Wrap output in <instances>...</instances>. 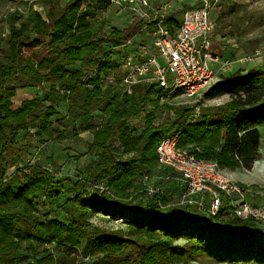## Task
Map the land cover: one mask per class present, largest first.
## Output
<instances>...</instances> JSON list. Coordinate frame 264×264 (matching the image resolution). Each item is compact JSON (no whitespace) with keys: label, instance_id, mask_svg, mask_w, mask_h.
I'll list each match as a JSON object with an SVG mask.
<instances>
[{"label":"trees","instance_id":"trees-1","mask_svg":"<svg viewBox=\"0 0 264 264\" xmlns=\"http://www.w3.org/2000/svg\"><path fill=\"white\" fill-rule=\"evenodd\" d=\"M110 4L111 0H45L46 17L34 3L26 13L17 6L6 16L9 33L6 45L0 46V264H89L91 258L92 264H127L131 247L136 249L135 264H197L193 258L200 254L222 262L264 264L262 221L240 218L227 200L215 218L206 219L199 208L172 202L154 182L156 177L169 183L181 179L173 167L159 164L157 154L162 133L180 127V147H199V156L230 170L254 166L264 124V71H237L213 83L206 97L229 93L231 98L221 105H201L198 117L192 105L161 103L152 84L137 83L131 93L102 90L97 84L101 73L120 65L111 49L128 35L117 27L99 32L108 22L104 11ZM170 20L171 25L179 23L177 17ZM80 61L96 66L94 77L83 80L87 72L73 67ZM45 82H50V89L42 97L14 101L18 88ZM63 101L78 117L81 130L92 131L87 152L98 160L77 179L57 176L39 162L16 166L8 175L22 132L39 143L66 138L64 132L56 134L59 120L54 118ZM99 103L100 122L93 113ZM150 104L171 111L173 117L156 123L153 111L143 116ZM141 116L139 129L133 119ZM145 172L157 175L152 184L161 191L151 194L145 189ZM88 181L106 188L93 194ZM67 183L74 201L71 218H40L41 201L61 198ZM96 211L125 226L96 233Z\"/></svg>","mask_w":264,"mask_h":264},{"label":"built area","instance_id":"built-area-1","mask_svg":"<svg viewBox=\"0 0 264 264\" xmlns=\"http://www.w3.org/2000/svg\"><path fill=\"white\" fill-rule=\"evenodd\" d=\"M185 1L111 0L110 6L125 9L131 14L132 23L138 24L133 34L112 47L116 53L112 56L120 65L101 73L97 84L102 90L112 88L131 93L135 84L147 83L153 85L161 103H170L180 96L198 100L217 74L230 66L232 62L216 54L213 46L216 21L212 13L220 0L186 3L179 23L171 25L170 18L177 17L175 3ZM95 74L96 66L87 71L83 80ZM194 114L200 115L199 107H195ZM182 132L180 127L162 133L157 146L159 163L173 167L183 180L178 203L193 205L206 213V219H212L227 200L232 212L240 218L264 223V184L245 185L217 161L199 156V147H180ZM153 177L146 172L141 177L151 194L161 191L152 184ZM105 188L102 184L101 190Z\"/></svg>","mask_w":264,"mask_h":264},{"label":"rangeland","instance_id":"rangeland-1","mask_svg":"<svg viewBox=\"0 0 264 264\" xmlns=\"http://www.w3.org/2000/svg\"><path fill=\"white\" fill-rule=\"evenodd\" d=\"M31 3L37 4V7L41 9V5H45V0H0L1 47L6 45L9 33V23L6 19L8 11L18 6L26 12ZM61 4H64V0H62ZM183 7L184 3H178L175 8L174 14L179 19L182 17ZM213 12L212 15L216 19L214 29L215 34L219 35L221 38V40L218 41L220 46H218L217 51L222 54L224 59L232 62L225 71L219 75L217 74L213 83L228 78L237 71L245 72L251 69L264 71V0H220ZM104 13H106L104 15L108 22L101 30L99 29L100 33H109L114 27L125 29L128 35L134 33L135 25H133V23L132 25H127L130 19L128 15L129 13L125 9L119 10L117 6L111 5L104 11ZM98 28L99 24H96L95 29L98 30ZM106 49L107 46L103 45V50ZM99 53H101V50L92 52L90 56L94 57ZM112 53L116 55L115 52ZM1 59H3V55L0 52V60ZM73 67L82 68L87 72L91 68V64L80 62ZM205 90H202L200 95H198V100L186 98V96H180L172 99L170 103L174 105L188 104L194 106V108H201V105L208 107L221 105L231 98L229 93L209 98L204 95ZM104 100H107V98ZM58 106L60 112L54 117L57 121L59 120L56 134L64 132L66 138L59 139L56 137L48 140L46 143H39L33 136L24 135L23 137L22 132L19 141V154L17 155L15 165L11 164L7 169L8 175H11V172L14 171L16 166H24L29 162H39L51 167L57 176H71L72 178L77 179L81 175L84 176L83 170L87 165L98 160L99 157L96 154H90L87 152L89 142L88 136H91L90 132L92 133V131L89 130L84 135H80L82 130L78 117H75L74 114L70 113L66 102H59ZM102 107L103 103H99L93 109L96 121L98 122H100L101 119ZM149 111L154 112L156 123H166L173 117L171 111H168L165 108H155L151 104L145 107L142 115L144 116ZM76 112H79V110H76L75 113ZM143 116L133 119L138 126L137 128H140L142 125L144 121ZM260 130L261 141L260 156L258 160L251 169L238 167L235 169L236 171L233 172L239 177V180L243 184L248 186L264 184V124L260 126ZM116 145L120 146V148L122 147L119 141H116ZM152 175H154V177L157 176L155 173H152ZM154 182L162 188L167 196L169 195L172 202L179 201L182 193L181 186L183 185L181 179L169 183L156 177ZM178 182L181 186L177 184ZM101 185L102 183L94 184L93 182H87V186L93 194H98L100 192ZM71 196L72 193L69 189V184L67 183L66 191L61 198L50 202L41 201V208L38 214L39 217L42 219L57 217L68 221L74 210V201ZM134 202L138 204L139 199ZM92 221L96 233H99V231L106 227L125 226V223L109 219V216L101 211L93 213ZM128 252L131 261L127 264H135L134 259L136 258V249L131 247ZM94 259L95 258H91L89 264H92ZM193 259L197 264H239L218 261L206 254L196 255Z\"/></svg>","mask_w":264,"mask_h":264},{"label":"crops","instance_id":"crops-1","mask_svg":"<svg viewBox=\"0 0 264 264\" xmlns=\"http://www.w3.org/2000/svg\"><path fill=\"white\" fill-rule=\"evenodd\" d=\"M68 0H64V4L67 2ZM61 3H62V0H61ZM192 4L193 3V1L192 0H186L185 1V3H184V5L185 4ZM177 5H178V3H175V6L174 7H177ZM34 7L44 16V17H46L47 15H46V6L44 5V6H42L41 5V9L40 8H38L37 7V4H35L34 3ZM14 9V8H13ZM28 9V8H27ZM43 9V10H42ZM9 12V11H8ZM24 12V11H23ZM26 13V12H25ZM129 13V12H128ZM214 13V12H213ZM8 14V13H7ZM104 14H106V13H104ZM181 14V13H180ZM129 15V22L127 23V25L128 24H132V17H131V14L129 13L128 14ZM216 20V19H215ZM213 36H212V39H213V46H214V50H215V53L216 54H218L221 58H223L222 57V54L220 53V52H218L217 51V49H218V46H220L219 44H218V41L219 40H221V38H220V36L219 35H216L215 34V30L213 31V34H212ZM80 62H83V61H80ZM80 62H78V63H80ZM78 63H76V64H78ZM80 65V64H79ZM222 73V72H221ZM220 74V73H219ZM218 74V75H219ZM219 77V76H218ZM48 89H50V82H45L44 83V85H42V86H38V87H21V88H18L17 89V94H16V96L14 97V101L15 102H17V104H20L24 99H28V98H32V97H35V96H40V97H42L43 96V94H44V91L45 90H48ZM48 102V101H47ZM87 131H89V130H87ZM87 131H82L81 133H80V135H84ZM90 134H91V136L89 137L88 136V138H89V140L91 141L92 139H93V133H91L90 132ZM257 161V160H256ZM255 164V163H254ZM242 168H244V167H242ZM236 170H232V172H235ZM233 175H234V177L236 178V179H238L239 180V177L235 174V173H233ZM256 186H258V185H256Z\"/></svg>","mask_w":264,"mask_h":264}]
</instances>
